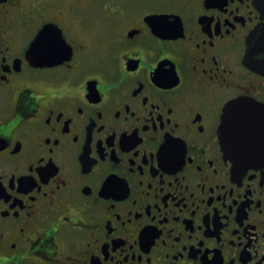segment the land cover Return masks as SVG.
Masks as SVG:
<instances>
[{
    "label": "flooded vegetation",
    "instance_id": "af4514ba",
    "mask_svg": "<svg viewBox=\"0 0 264 264\" xmlns=\"http://www.w3.org/2000/svg\"><path fill=\"white\" fill-rule=\"evenodd\" d=\"M260 0H0V264H264Z\"/></svg>",
    "mask_w": 264,
    "mask_h": 264
},
{
    "label": "water",
    "instance_id": "95a60500",
    "mask_svg": "<svg viewBox=\"0 0 264 264\" xmlns=\"http://www.w3.org/2000/svg\"><path fill=\"white\" fill-rule=\"evenodd\" d=\"M264 13V0H260ZM264 45V23L261 27ZM223 139L244 157L264 158V106L242 98L229 103L221 124Z\"/></svg>",
    "mask_w": 264,
    "mask_h": 264
}]
</instances>
